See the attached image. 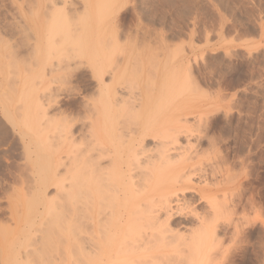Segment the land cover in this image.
Instances as JSON below:
<instances>
[{"label": "bare ground", "instance_id": "bare-ground-1", "mask_svg": "<svg viewBox=\"0 0 264 264\" xmlns=\"http://www.w3.org/2000/svg\"><path fill=\"white\" fill-rule=\"evenodd\" d=\"M8 1L29 42L0 22V74L13 75L0 112L21 140L0 176V264L256 263L252 229L232 224L230 177L213 178L214 158L206 168L212 140L195 126L210 120L178 107L183 60L114 51L124 40L107 33L131 0Z\"/></svg>", "mask_w": 264, "mask_h": 264}, {"label": "rangeland", "instance_id": "rangeland-1", "mask_svg": "<svg viewBox=\"0 0 264 264\" xmlns=\"http://www.w3.org/2000/svg\"><path fill=\"white\" fill-rule=\"evenodd\" d=\"M34 1L28 2L34 5ZM10 2L0 0L1 13L5 10V15L0 13V22H6L4 28L6 27L9 33H17L15 36L11 35L16 37L11 40L16 47L21 44L22 48H18L24 50L27 47L25 42L29 41L25 36L23 38L13 25V22L16 24L19 19L15 4L10 5ZM25 2H22V5L27 12L29 7L26 6L30 5L26 0ZM129 9L124 17L125 23L123 20V23L120 22L115 35L111 34L110 30L107 33L110 39L114 40V36H118L124 40L121 48L117 47L114 51L143 54L156 52L155 54L170 57L173 55L172 58L183 60L175 64H180V79L188 78L189 85L179 94L180 97L178 95V107L188 113L189 118L195 112H200L210 120L208 127V122L195 126L197 131H206L212 140L210 143L205 140L201 142L206 156L204 161L207 165L211 159V164L218 160L213 163L214 174L217 171L213 178L220 179L227 175L230 177V190L227 189L226 194L229 195L233 207L232 224L252 229L248 253L252 252L256 259V263L252 264H264V0H131ZM8 48L1 47L4 54L10 49H16ZM5 65H2L3 73L0 74L2 83L8 73ZM138 81L131 84L135 90L142 86L141 80ZM7 82L3 83L5 87ZM8 84L7 87L10 86ZM193 84L192 89L195 92L190 91ZM1 93L3 91L0 95ZM0 118L1 176L5 168L4 161L11 156L18 157L21 140L18 141V133L13 131L10 125L7 129L1 112ZM207 157L211 159L207 160ZM222 157L227 160L220 165L224 160ZM207 167L210 168L209 164ZM7 184L6 187L11 191L10 187L13 185L9 184V187ZM1 195V207L5 211L0 213V217H3L2 222L7 224L11 221L5 217L6 210H9L7 201L10 198ZM217 220L219 230H223V217H218Z\"/></svg>", "mask_w": 264, "mask_h": 264}]
</instances>
